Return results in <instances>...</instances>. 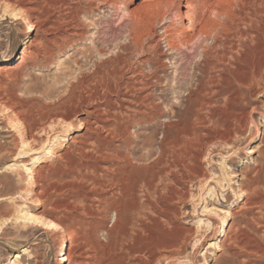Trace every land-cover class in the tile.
I'll list each match as a JSON object with an SVG mask.
<instances>
[{"label":"rangeland","instance_id":"obj_1","mask_svg":"<svg viewBox=\"0 0 264 264\" xmlns=\"http://www.w3.org/2000/svg\"><path fill=\"white\" fill-rule=\"evenodd\" d=\"M56 1L0 0V16L4 15L0 17V66L3 68L0 70V93L10 103L30 105V97L44 95V85L56 88L51 95L44 96L45 100L51 101L62 91V85L79 72V68L80 71L91 69L93 62L108 56V53H96L94 47L103 50L113 47L114 44H109V41L115 34L121 35V29H114L116 32L112 36L109 33L107 37L99 33L98 37H105L102 41L106 39L109 45L101 39L97 40L96 34L101 32L98 23L106 18L108 10L106 2L115 3L119 10L113 18L114 23L118 22L122 9L129 13L135 10L137 13L141 9L137 14L144 16V6L149 2L65 0L78 7L80 20L76 29L85 31V36H73L68 44L56 51L49 63L36 61L33 65L28 63L22 64V68L16 67L19 63L14 59L20 55L28 33L53 39L55 33H63L72 24L60 19L61 27L42 31L46 26L56 25L54 21L69 11L65 5L55 9L52 4ZM26 7H31L30 11H25ZM13 13L18 15L17 20L12 19ZM29 23L33 24L31 32L27 30ZM123 40L122 36L118 44ZM147 43L146 47L150 48L153 41ZM162 50L167 54L169 52L164 45ZM116 51L117 48H114L109 54ZM26 56L35 59L28 52H25ZM168 56H164L165 72H159L164 78L173 73ZM7 57L13 60L1 62ZM191 71L188 86L194 85V76L198 73L197 69ZM186 93L182 89L181 95ZM211 99V115L196 112L191 105L177 126V133L183 136L190 134L193 145L189 148L190 152L202 147L198 161L191 160L190 168L185 170L184 181L179 179L181 171L178 166L173 168L177 179L169 177L166 180L163 174L165 183L169 182V185H159V197L155 194L151 196L157 205L155 208L146 207L147 215L142 213V222L137 221L138 227L146 223L145 227L159 240L153 264H264L260 252L264 248V92L255 99L239 98L234 100L236 102L226 101L223 96ZM177 102L173 94L168 104H162L165 115L157 118L151 130L135 125L131 127L137 141L148 132L155 131L151 148L154 154L150 160L156 158V143L161 139L163 123L170 117L167 108L172 103L179 107ZM242 111L248 113L245 120L240 114ZM8 115L10 112L0 107V264H14L12 261L17 259L21 264H58L62 252L56 250L59 241L53 231L42 224L47 220H62L65 224L66 248L63 253L68 259L61 264H146L149 257L138 250L143 234L139 235V242H133L126 238L123 228L117 234L105 231L106 225L112 224L114 215L104 208L97 210V207L100 199L110 197L112 186L103 188L92 184L93 179L107 185L104 181L116 174L118 163H125L118 156H124L128 151L126 147H121L120 141L107 148L102 146L101 141L85 140L84 135L94 137L96 133L86 131V127L77 121L69 134H58L59 137L48 146H21L22 127L11 128L15 121ZM28 115L32 123L38 114L33 112ZM81 117L83 114L77 119ZM227 128L232 131L229 136ZM12 134L15 143L8 137ZM201 141L207 143L206 146L199 147ZM135 144L136 141L131 145ZM138 144L141 146L140 142ZM30 147L34 148L31 154L26 157L17 155ZM114 148L118 150V156ZM146 149L136 151L132 155L134 161L141 159ZM36 154L40 156L39 160L32 162ZM26 168H31L33 173L29 175ZM162 188H165L163 192ZM140 190L142 188L138 187L135 196L138 206L143 203ZM183 192L185 197L181 195ZM163 208L177 210L178 214H170L168 220ZM130 222L133 226L129 224L131 227H126L128 233L137 227L134 218ZM17 252L21 258L13 256Z\"/></svg>","mask_w":264,"mask_h":264},{"label":"bare ground","instance_id":"obj_2","mask_svg":"<svg viewBox=\"0 0 264 264\" xmlns=\"http://www.w3.org/2000/svg\"><path fill=\"white\" fill-rule=\"evenodd\" d=\"M70 4L65 0H57L52 4L55 9L62 5L67 6L68 14L62 13V16L54 21L56 25L46 26L42 31L58 29L62 25L59 22L60 19L72 22L69 26L66 25L68 29H65L63 33H55L53 39L49 36H37L36 33L31 36L28 33L23 41L20 55L14 59L19 63L16 67L22 68V64L28 63L33 65L36 61L43 64L49 63L56 51L61 50L64 44H68L73 36H85V31L76 29L79 25L77 22L80 20L78 7ZM106 6H108L106 18L98 23L101 26V32L96 34V38L99 33L107 37L109 33L112 36L114 29H121V35L117 33L109 41V44L117 47H109L107 50L94 47L98 54L108 53L107 57L93 62L91 69L80 71L78 67L79 72L72 80H67L62 85V91H59L51 101L45 100L44 96L51 95L56 88L44 85V95L30 97V105L10 103L0 93V107L7 109L10 112L8 116L15 121V124L10 125L11 128L22 127L21 146H48L59 137L58 134H69L77 121L86 127V131L96 133L94 137L84 135L85 140L92 138L95 142L101 141L102 146L107 148L113 146L115 141H120V146L126 147L128 151L121 157L116 154L118 150L114 148L115 155L119 157L118 159H124L125 163L123 164L122 161L118 163L116 174L110 175L109 179L104 181L107 185L92 179V184L98 187L112 186L110 197L100 199L101 203L97 210L104 208L114 215L112 224L105 227L108 234H117L119 230H122L120 228H123L126 238L133 242L143 234V237H140L142 241L138 250L142 255L146 253L149 257L146 258V264H153L156 256L155 248L159 240L145 227L146 223L138 227L137 221H141L144 217L142 213L147 215L146 207L152 208L157 205L153 203L151 196L161 194L160 184L169 185V182L165 183L167 182L165 178L166 180L169 177L171 180L177 179L173 168L179 167L181 171L179 179L184 181L185 170L188 169L191 160L198 161L199 155L203 152L201 146L207 144L201 141L202 143L198 145L201 148L190 152L189 148L193 146L189 139L190 134L183 136L177 133L180 118L188 113L191 105H194L196 112L211 115L213 113L210 106L213 100L211 98L223 96L226 101L233 102L239 98L255 99L264 92V0H149L144 6V16L137 14L141 9L137 13L136 10L129 13L122 9L117 23L113 22V18L119 11L116 9L117 5L106 2ZM30 8L26 7L25 11H30ZM12 15L13 20L19 18L16 13ZM1 16L4 17V15ZM32 27L33 24L29 23L28 32H31ZM122 36L123 43L118 44ZM103 38L99 36L97 40L102 41ZM152 41L151 47H146L147 42ZM102 42H106V39ZM26 44L28 45L25 46ZM163 45L169 51L168 54L162 50ZM114 48H117V51L109 54ZM25 52L33 54L35 59L24 57ZM166 55H169V63L173 69L172 76L168 78H164L159 73L165 72L167 67L164 59ZM12 60L7 57L1 62L7 63ZM193 63L194 67H192ZM2 69L0 66V70ZM191 69H197L198 73L195 72L196 77L191 75L194 76L195 83L188 86ZM182 89L187 91L186 95H181ZM173 94L179 107L172 103L167 108L170 117L163 123L161 139L156 143V158L150 160L154 154L151 148L155 131L148 132L143 135L142 140L137 141L138 138H135V132L132 133L131 127L135 125L151 130L157 118L165 115L162 104H168ZM33 112H37L38 115L30 123L28 114ZM80 114H83V117L77 119ZM240 114L243 120L247 118V112L242 111ZM231 132V129H228L227 135L229 136ZM12 136L13 134L8 137L14 142L15 138ZM135 141L136 144L132 146L131 144ZM145 148H147L146 153L142 154V158L134 161L132 155ZM32 150L34 148L30 147L18 152L17 155L26 157ZM39 157L38 154L34 155L32 162L38 161ZM26 170L29 175L33 173L31 168ZM163 174L165 178L162 177ZM138 187L142 188L140 191L143 196V201L141 200L143 203L139 206L135 199ZM164 189L162 188L161 191ZM167 190H169L168 187ZM181 195L185 197V192ZM162 210L166 212L168 220L170 214L177 213V210L168 211L169 209L164 208ZM132 218L136 220L134 225L137 227H133L128 233L126 227L129 224L133 226L130 222ZM42 224L51 229L57 242L59 241L56 250L62 253L58 264L67 261L66 253H63L66 248V228L63 221L47 220ZM222 224L225 225L224 222ZM260 250L264 258V248ZM13 256L16 259L21 258L19 252ZM12 263L21 264V261L17 259Z\"/></svg>","mask_w":264,"mask_h":264}]
</instances>
